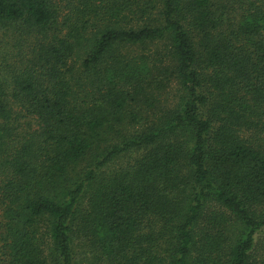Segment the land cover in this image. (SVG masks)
Segmentation results:
<instances>
[{
  "label": "trees",
  "instance_id": "trees-1",
  "mask_svg": "<svg viewBox=\"0 0 264 264\" xmlns=\"http://www.w3.org/2000/svg\"><path fill=\"white\" fill-rule=\"evenodd\" d=\"M263 232L264 0H0V264H264Z\"/></svg>",
  "mask_w": 264,
  "mask_h": 264
},
{
  "label": "rangeland",
  "instance_id": "rangeland-1",
  "mask_svg": "<svg viewBox=\"0 0 264 264\" xmlns=\"http://www.w3.org/2000/svg\"><path fill=\"white\" fill-rule=\"evenodd\" d=\"M127 159H129V157H127V156L120 157V158L116 159V160L112 163V165H113V167L115 168V167H117L120 163H123V162L126 161ZM257 241H258V242H261V243H260L261 246H264V232L258 236Z\"/></svg>",
  "mask_w": 264,
  "mask_h": 264
}]
</instances>
